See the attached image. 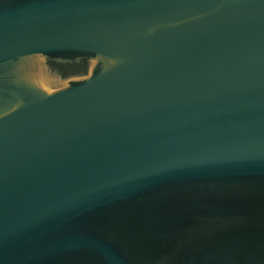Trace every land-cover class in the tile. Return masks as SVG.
Masks as SVG:
<instances>
[{"label":"water","instance_id":"95a60500","mask_svg":"<svg viewBox=\"0 0 264 264\" xmlns=\"http://www.w3.org/2000/svg\"><path fill=\"white\" fill-rule=\"evenodd\" d=\"M0 264H264V0H0Z\"/></svg>","mask_w":264,"mask_h":264}]
</instances>
